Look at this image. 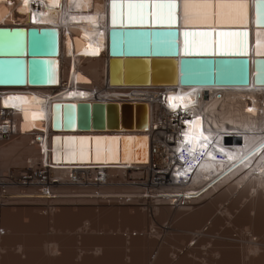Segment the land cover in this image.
<instances>
[{
    "label": "bare ground",
    "instance_id": "1",
    "mask_svg": "<svg viewBox=\"0 0 264 264\" xmlns=\"http://www.w3.org/2000/svg\"><path fill=\"white\" fill-rule=\"evenodd\" d=\"M247 1L251 19L249 27L252 30L258 26L257 19L253 21L254 0ZM111 4L109 0H58L55 5L51 0H28L25 7L23 0H0V27L54 28L49 34L58 40V55L55 56L56 61L52 64L53 67L58 64L57 87H29L27 84L17 87L0 86V130L6 128L5 116H12L14 120V133L8 138L0 135V147L10 142H18L16 146L5 151L7 154H1L2 159L12 157L13 162H22L21 153L15 152L18 149L16 147L19 145L30 147L33 153L23 156L21 167H24L28 159L35 157L50 160L52 135L89 136V138L76 137L75 149L72 152V156H76V161L83 157L89 158V162H77L76 165L59 164L55 167L101 164L99 167L112 178L102 186L65 179L64 184L51 188L45 195L38 190L43 186L24 188L14 182L21 167H12V164V168L2 170L0 166V205L44 207L46 212L44 208L43 211L40 208H25V210L41 213L46 222H58L66 212L77 210L74 206L98 205L99 208L91 207L89 210L93 217L101 219L110 210L122 213L125 209L121 206L135 207L141 202L149 209L151 206L158 209L157 212L148 210L150 215L146 213L145 216L147 226L144 225L145 227H142L138 233L145 238H154L155 241L156 239L161 241L163 236L178 234L182 229L179 231L177 225L185 222V226L187 222L207 223L211 226L208 233L201 228L204 226L199 227L200 231L183 228L185 230L182 231L193 234V239L199 240V237L204 239L207 234L216 232L214 240L220 242L228 241L229 236L225 238L224 235L233 232L239 222H255L253 225H256V222L264 223V148L260 149L264 144H261L264 141V86H254L252 83L254 75L252 51L248 58L250 78L248 85L229 84L241 78L239 62H216L215 66L206 61L194 62L180 58H120L111 59L109 62L108 29L113 26ZM121 23L129 26L141 25L129 24L127 15L121 17L118 8L117 25ZM242 24L235 22L218 25ZM143 25L167 26L155 23L151 17ZM259 26H264V16ZM203 92L208 94L204 99L199 97ZM248 100L251 102L249 103ZM58 101L119 105L143 103L146 105L147 120L141 121L139 130L133 128V131L54 132L51 129V104ZM186 118L191 121L183 122ZM179 125L181 129L186 130L189 141L186 144H179L180 153L175 155L174 150L177 146L170 141L175 138ZM93 136L104 138L92 139ZM141 136L148 138L149 159L144 163H136L134 161L142 153L145 143V139ZM36 137L39 141L37 144H35ZM25 139L27 144L24 142ZM231 139H240L242 146L229 147L227 140ZM19 142L24 143L21 146ZM31 149H23L22 153ZM254 152L256 154L250 158ZM163 153L167 159L175 155L178 158L176 163L182 168L188 160L191 161V169L194 170L189 181L193 185L190 184L185 189L173 190L172 186L166 184L165 170L169 166V161L164 158ZM187 155L190 156L188 159L185 158ZM220 156L221 159L218 158ZM121 158L125 160L121 161ZM58 159L59 155L55 154V160ZM181 167L176 169L183 171ZM141 170L145 173H140ZM129 171L131 173H128ZM191 171H188V174ZM63 172L66 174L67 171L64 170L58 175L63 177ZM2 173L6 174L2 175ZM229 196L230 199L227 201ZM52 203L68 207L56 210L51 208ZM145 208L135 210L144 214L147 211ZM260 223H257L261 225L259 227L261 231L259 228V231L257 230L259 235L260 232L263 234L260 239L257 238L259 235L253 234L255 229L251 230L252 232L246 230L248 233L243 232L244 237L241 236L249 240L246 245L250 246V250L248 249L249 253H245L246 262L249 264H264V226ZM157 225L160 226L159 229L156 228ZM195 225L198 229V225ZM250 225L252 229V224ZM241 228L243 229V226ZM156 230H161L163 235L160 236L161 232L158 233ZM230 239L229 241H232ZM187 244L182 253L175 254L183 261L181 264L197 262V258L186 254L190 249ZM227 244V250L224 249L226 247H220L222 249L212 251L214 248L206 246L210 249L207 251L211 257L209 261H213V264H235L233 250H230L231 244L230 242ZM242 244L241 246L245 245ZM236 247L231 249L235 250ZM49 249L50 261L61 256L56 247L50 245ZM243 250H240V253H243ZM101 252V249H95L93 260L96 256L102 255ZM196 252L199 254L200 251ZM161 255H156L153 263L163 264ZM215 256L216 260L213 259ZM128 257L124 264H131V259ZM84 258V253L83 255L79 253L77 256L78 260ZM178 260L176 262H179ZM200 264H208V261L201 260Z\"/></svg>",
    "mask_w": 264,
    "mask_h": 264
},
{
    "label": "water",
    "instance_id": "2",
    "mask_svg": "<svg viewBox=\"0 0 264 264\" xmlns=\"http://www.w3.org/2000/svg\"><path fill=\"white\" fill-rule=\"evenodd\" d=\"M128 0H117V4L127 3ZM112 0H109V4ZM183 0H177V24L172 27L165 25H117L108 29V55L111 59H149V58H180L194 62L206 61L215 66L216 62H239L241 78L239 81L229 83L248 85L249 78V55H254L252 65L254 75L252 83L255 86H264V37L258 43L257 33H264V26H255L250 30L251 19L249 18L250 7L248 5V18L242 25H218L216 23L206 25L185 26ZM248 3V1H247ZM257 0L252 5L253 21L257 19L255 11ZM261 18L264 16V5H261ZM110 20V19H109ZM54 28H24L19 26L0 27V86L17 87H57L58 64L55 56L58 55V40L49 33ZM184 32H209L212 35L206 38L195 37L197 42L207 40L209 50H215L216 55H184L185 37ZM246 32V38L222 37L219 33ZM193 38L189 37L191 41ZM223 39L240 40L246 39L247 55L227 56L219 55V43ZM252 42V46H251ZM50 47V48H49ZM50 49V50H49ZM260 49L261 54L258 53ZM198 51V48H192ZM52 61V62H51ZM56 81V82H55ZM127 83V82H126ZM147 120L146 105L143 103H102V102H70L58 101L51 104V129L54 132H89L90 130H139L141 121ZM76 137L74 134H56L51 136L52 154L50 161L55 165L76 164L77 162H89L83 157L76 161L72 156L75 149ZM142 153L135 159L136 163H144L149 159L150 144L146 136ZM104 138L103 136H93ZM53 150L55 152H53ZM55 154L59 159L55 160ZM108 160V159H107ZM118 160V157H117ZM125 159L121 158V161Z\"/></svg>",
    "mask_w": 264,
    "mask_h": 264
},
{
    "label": "crops",
    "instance_id": "3",
    "mask_svg": "<svg viewBox=\"0 0 264 264\" xmlns=\"http://www.w3.org/2000/svg\"><path fill=\"white\" fill-rule=\"evenodd\" d=\"M16 223L17 222H0V225L3 226L2 229L6 231L5 234L2 235V250L3 252L9 251V257L13 258V260H17L15 264H24V260L27 261L26 264H76V257L79 253H84L85 258L92 261L93 252L97 248L101 249V253L103 254L96 256V258H94L95 261L93 260V264H98V260L103 259L105 257L104 255L113 253L117 249H121L124 253L122 255L123 258H125L124 263H126V257L129 256L128 259H132L131 264H156L153 263L155 262L153 259L156 255L162 254L163 264H170L172 262L171 257L178 252H183L185 244L189 242L188 239L193 238V234L189 233V235L187 231H182L185 229H182L181 232H178V234L166 240L167 242H174V245L171 242L166 243V241H164L163 243V241H157V239L155 241L154 238L150 239L146 237V240L144 236L138 234L142 227L147 226L146 222H116L112 226H107L104 222H83L84 231L76 236L74 240L66 236L70 229L68 222L63 225H61L60 222H37L36 232H40L41 234L39 239H36L34 236L35 233L30 232L33 229V227H31L32 223L26 222L24 225L27 228V233L21 238H15L19 232ZM61 230L64 232L62 231L63 233H61ZM178 230L180 231V229ZM5 242L12 243V245L6 247L4 245ZM31 243L36 246L35 251L33 247L29 246ZM157 244L161 246H157ZM50 245L56 247L61 254L56 260L50 261L49 259ZM143 253L145 257L142 259V262L139 263L137 261L138 256L143 255ZM35 259L36 261H33L35 263L30 261Z\"/></svg>",
    "mask_w": 264,
    "mask_h": 264
},
{
    "label": "rangeland",
    "instance_id": "4",
    "mask_svg": "<svg viewBox=\"0 0 264 264\" xmlns=\"http://www.w3.org/2000/svg\"><path fill=\"white\" fill-rule=\"evenodd\" d=\"M63 21H65V20H63ZM67 80H69V79H67ZM66 80V81H67ZM68 83V82H67ZM84 86V85H83ZM15 141V140H14ZM13 142V141H12ZM24 142H26V139H25V141ZM23 142V143H24ZM18 143V142H17ZM16 141L15 142H13V143H8V144H6V145H2L1 147H0V162H1V169L2 170H8L9 168H12V167H15V166H19V167H21L22 166V164H23V156L24 157H26L27 155L26 154H28V153H33V150L30 148V147H26V146H24L23 145V143H20L19 142V144H21V146L23 145V147H20V145H19V147H16V149L18 148V149H20V150H15V152L18 154L19 152L21 153V156H22V162L20 161H16V162H13V158L12 157H9V158H4V160L2 159L3 157H1V154H7V152H5V151H7V150H9L12 146H16ZM26 144H27V142H26ZM22 148V149H21ZM27 148H29V149H31L30 151L29 150H27L24 154L22 153L24 150L23 149H27ZM29 151V152H28ZM5 152V153H4ZM26 155V156H25ZM29 155V154H28ZM5 157V156H4ZM7 160V161H6ZM8 161H9V163H8ZM10 162H12V163H10ZM16 163H18V164H16ZM13 164V165H12ZM21 164V165H20ZM11 165H12V167H11ZM3 166V167H2ZM18 169V168H17ZM140 173H145V171H139ZM128 173H131V171H129ZM133 173V172H132ZM4 174H6V173H2V175H4ZM68 189H70L71 190V188H65V190H68ZM73 189H77V188H73ZM85 189V188H84ZM10 190H12V189H10ZM254 190V189H253ZM252 190V191H253ZM7 191V190H6ZM5 191V192H6ZM13 191V190H12ZM7 192H9V191H7ZM235 192H237V190H235ZM234 193V192H233ZM233 195V194H232ZM230 199V196H229V198L227 199V201ZM101 200V199H100ZM101 201H103V200H101ZM226 201V202H227ZM138 204V206H132V205H125V206H121L122 208L124 207V209L125 210H123L124 212H122V213H118V212H115V210H110L109 212H106L105 214H104V216L101 218V219H98V218H95V217H93L92 216V214H91V211L89 210L91 207H96V208H99V206L98 205H96V206H91V205H82V206H74L77 210H75V211H71V212H66L64 215H63V217L58 221V222H60L61 223V225H63V224H65L66 222H68V224H69V226H70V229H69V232L66 234V236H68V238L69 239H75L76 238V236H78L79 234H81L83 231H84V227H83V222H104L107 226H112V225H114L116 222H145V216H146V213L148 214V215H150L149 214V211H154V212H157L158 211V209H157V207H153V206H151L150 207V209L148 208V207H146V206H143L142 205V203L141 202H138L137 203ZM141 204V205H140ZM52 205H53V207L51 206V208H56V210L57 209H59V208H63V207H68V206H64V205H54V203H52ZM117 205V204H116ZM55 206V207H54ZM219 206V205H218ZM129 207V208H128ZM147 208V211L143 214L142 212H138V211H136V210H140V209H142V208ZM16 208V209H15ZM18 208V209H17ZM25 208H40L41 209V211H43V208L42 207H40V206H34V205H27V206H17V205H6V206H3L2 207V205H0V222H17L16 224H17V227L19 228V232H18V234H17V236H15V238H21L23 235H25V233H27V228L25 227V223L26 222H31L32 223V225H31V227H33V229L30 231V232H32V233H35V237H36V239H39L40 237H41V234H40V232L39 233H37L36 232V224H37V222H46V220H45V218H43V216H42V214L41 213H39V212H33V211H27V210H25ZM145 208V209H146ZM114 209V208H113ZM133 209V210H132ZM136 209V210H135ZM149 210V211H148ZM40 211V212H41ZM44 211H45V208H44ZM132 211V212H131ZM46 212V211H45ZM134 212H136L135 214H134ZM138 212V213H137ZM139 214V215H138ZM141 214H143L142 216H141ZM143 218H144V220H143ZM164 223V222H163ZM162 223V224H163ZM186 223V222H185ZM185 223H183V224H175V227H176V225L179 227V229H183V228H185L186 227V229L188 228V229H191V230H193V229H196V230H198V231H200L201 230V228L202 229H204V231L206 230L207 231V229H208V231L206 232L205 231V233H208L210 230V227L211 226H209V224H203V223H200V224H198L197 222L195 223V222H187L188 224L185 226ZM237 223V222H236ZM246 222H239L238 224H236L237 226H236V228L233 230V232L231 231L230 233H231V235H230V233L228 234H225L224 235V237L226 238V237H228L227 239H228V241L227 240H224V241H221L220 242V240H217V239H215L214 240V237L216 236V232H214V234H213V232H211L210 233V235L209 234H207L205 237H203L204 239H200L201 237H199V240L198 239H193V238H191V239H188V241H189V243L187 244V247H189L190 249H189V251H187L188 253H186L188 256H194L195 258H197V262H199L198 264H200V261L201 260H205V261H208V264L209 263H212L213 261H209V260H211L210 258L211 257H209V252H207V251H209L210 249L209 248H206V246H211V248L213 249L212 251H214L215 249H222V248H224V247H226V248H224V249H226L227 250V248H228V244L227 243H229L230 242V244H231V246H230V250L232 251V254H233V259H236V260H234V263L235 264H246L247 262V260L245 259V256H246V254L247 253H249V247L250 246H248L247 247V245L246 244H248V239H246V238H244L243 239V237H244V234H242L243 232H245V233H248L247 231H253L254 229V232H253V234L254 235H259V230H260V228L259 227H261V225H259V224H257V223H260V222H256V225H253V223L255 224V222H248L249 223V226L247 225L248 223H246ZM262 223V222H261ZM260 223V224H261ZM160 224H161V222H160ZM191 224V225H190ZM194 224V226H192ZM195 224H197L198 225V229L197 228H195V227H197ZM250 224H252V229H251V225ZM189 225H190V227H189ZM257 225H259V226H257ZM184 226V227H183ZM200 226H204V227H201V228H199ZM243 226V229L245 228V230H243L241 227ZM253 226H255V228H253ZM262 226H264V223H262ZM207 227H209V228H207ZM248 227V228H247ZM3 228V226L2 225H0V264H15L16 263V261L17 260H13V258H10L9 257V251H4L3 252V250H2V247H3V245L1 244L2 242V240H3V234H5V229H2ZM61 228H63V227H61ZM156 228L157 229H159L160 228V226L159 225H157L156 226ZM193 228V229H192ZM247 228V229H246ZM250 228V229H249ZM258 228H259V230H258ZM50 229V228H49ZM66 229V228H65ZM247 230V231H246ZM258 230V231H257ZM63 230H61V233H63L62 232ZM242 231V232H241ZM251 231V232H252ZM261 231V230H260ZM153 232H154V230H153ZM156 232H158V233H160L161 232V230L159 231V230H156ZM264 232V231H263ZM261 234L259 235V236H257V238H259L260 239V236H262L263 234H262V232H260ZM2 234V235H1ZM161 234H162V232L159 234L160 236H161ZM238 234V235H237ZM163 235V234H162ZM167 235V234H166ZM175 235V234H174ZM228 235V236H227ZM208 236V237H207ZM212 237V239H210L211 237ZM241 236H243V237H241ZM234 237V238H233ZM171 238V236H163V239L161 240V241H163V243H164V241H166V240H168V239H170ZM231 238V239H230ZM205 239H206V241H205ZM229 239L230 240H232V241H229ZM236 239V240H235ZM197 240V241H196ZM204 240V241H203ZM208 240H209V242H208ZM211 240V241H210ZM214 240V241H213ZM262 241V240H261ZM171 242V241H170ZM169 241L167 242L166 241V243H170ZM213 244H212V243ZM232 242V243H231ZM237 242V243H236ZM242 242H244L245 243V245H243L242 244ZM173 245H174V242H171ZM199 243V244H198ZM202 243H204L203 244V246H202ZM216 243H217V245H216ZM235 243V244H234ZM196 244H198V245H196ZM208 244V245H207ZM225 244V245H224ZM241 244L243 245V246H241ZM4 245L6 246V247H9V246H11L12 245V243H7V242H5L4 243ZM172 245V246H173ZM215 245H216V247L217 246H219V247H215ZM29 246L30 247H33V249H34V251H35V248H36V246L34 245V244H32L31 243V245L29 244ZM199 246H200V248H199ZM214 246V247H213ZM234 246H237L236 248H235V250L233 249L234 248ZM241 246V247H240ZM77 247H78V245H77ZM195 247H197V248H195ZM220 247H222V248H220ZM231 247H233L232 249H231ZM239 247V248H238ZM244 247V248H243ZM49 248H50V246H49ZM203 251H202V250ZM237 249V250H236ZM242 251V249H244L243 250V253L241 252L240 253V250ZM247 249V250H246ZM249 249V250H248ZM200 251V252H202V253H200L199 252V254H198V252H196V251ZM235 251V252H234ZM246 251V252H245ZM205 252V253H204ZM146 253V252H145ZM180 253H182V252H180ZM240 253V254H239ZM246 253V254H245ZM124 253L122 252V250L121 249H117L115 252H113V253H110V254H106V255H104L105 257L103 258V259H101V260H98V264L99 263H102V264H124V259L125 258H123V255ZM202 255V256H198V255ZM206 254V255H205ZM244 254V255H243ZM81 255H83V253H81ZM145 254L143 253V255H139L138 256V259H137V261L139 262V263H141L142 262V259L145 257L144 256ZM196 255V256H195ZM78 256V255H77ZM200 257H201V259H200ZM205 257H208V258H205ZM245 259V261H244V259ZM77 258V257H76ZM163 258V257H162ZM172 263L173 264H181V263H183V261H181V259L179 260V262H177L176 263V261L179 259V255H177V257L175 256V255H173L172 257ZM205 258V259H204ZM242 258V259H241ZM208 259V260H207ZM214 260H216L217 259V257L215 256L214 258H213ZM237 259H239V260H237ZM77 260V264H93V260L91 261H89L88 259H86V258H84L83 260L82 259H80V260H78V259H76ZM183 260V259H182ZM30 261H32V263H35V262H33V261H36V259L35 260H30ZM95 261V260H94ZM131 261H132V259H131ZM163 261V260H162ZM240 262V261H242V262H240V263H238V262ZM260 261V260H259ZM258 261V262H259ZM261 261L263 262V260H262V258H261ZM24 264H26V262L27 261H25L24 260ZM197 262L195 261V262H190L189 264H197ZM237 262V263H236ZM262 262H260V263H262ZM213 264V263H212ZM247 264H249V263H247Z\"/></svg>",
    "mask_w": 264,
    "mask_h": 264
},
{
    "label": "snow or ice",
    "instance_id": "5",
    "mask_svg": "<svg viewBox=\"0 0 264 264\" xmlns=\"http://www.w3.org/2000/svg\"><path fill=\"white\" fill-rule=\"evenodd\" d=\"M25 7L28 0H23ZM53 5L58 3V0H51ZM264 0H257V25L259 26ZM120 9V16L127 15L129 24L139 23L141 25L148 22L151 17L152 21L158 24H166L169 27L175 25L177 20V0H128V2L117 4V0H112V25H117V9ZM126 9V12H125ZM184 24L196 23H245L248 18V3L247 0H183L182 3ZM23 10V9H22ZM123 26V23H121ZM212 35L209 32L195 33L184 32L185 50L184 55H216L215 50H209L208 44L214 43L207 40L197 42L195 37L199 36L206 38ZM222 37H242L246 38V32L240 33H219ZM189 37L193 39L190 41ZM264 37V33H257L258 43ZM198 48V51H193L192 48ZM219 55L227 56H243L247 55L246 39L230 40L223 39L219 43ZM258 55L261 54L258 49ZM83 143V141H81ZM99 156V150L97 152Z\"/></svg>",
    "mask_w": 264,
    "mask_h": 264
},
{
    "label": "built area",
    "instance_id": "6",
    "mask_svg": "<svg viewBox=\"0 0 264 264\" xmlns=\"http://www.w3.org/2000/svg\"><path fill=\"white\" fill-rule=\"evenodd\" d=\"M255 86V85H254ZM208 94L201 93L200 98H205ZM249 101V100H248ZM250 103V102H249ZM261 114V113H259ZM7 119L4 120V126L5 129L2 128L0 130V135L4 136V138H8L11 133H14V120L12 116H5ZM254 117H257V115H254ZM191 121V119H185L183 122ZM181 124V123H180ZM1 126V127H4ZM179 129L175 132V138L172 139L170 142L175 143V145H179L180 142L187 137L186 136V130L181 129V125H179ZM205 128L207 126L205 125ZM229 147H235V142L233 139L227 140ZM39 141H37V137L35 140V144H37ZM226 142V141H223ZM227 143V142H226ZM176 150H174L175 152ZM180 152L175 153V155L179 154ZM165 155V153H163ZM42 156V154H40ZM169 157L167 159L166 155L164 158H166L169 161V166L165 170V174L167 176V185L172 186L171 189L173 190H180L185 189L188 185L192 184V182L189 181V174L188 171H184L181 165H178L176 163L177 157ZM218 158H222L221 156ZM76 165V164H74ZM101 164H81L80 166H72L68 168H61V167H55V164L51 163V161L47 158L42 159V157L39 158H33L27 160V165L24 167H21L17 173L16 184L18 183L20 186L24 188H28L30 186L39 187L38 190L45 195L48 194L51 188L55 186H59L65 183V179H68L73 182H81L87 185H96V186H102L106 185L109 181H111V177L102 170V168L99 167ZM181 167L183 171L176 168ZM66 170V174H63V177H60L58 174L62 173V171ZM184 173V174H183ZM179 182H183L184 186L181 187H175V185ZM195 186V184H194Z\"/></svg>",
    "mask_w": 264,
    "mask_h": 264
},
{
    "label": "clouds",
    "instance_id": "7",
    "mask_svg": "<svg viewBox=\"0 0 264 264\" xmlns=\"http://www.w3.org/2000/svg\"><path fill=\"white\" fill-rule=\"evenodd\" d=\"M188 141H189V138L188 137H185L181 142H180V144H186V143H188ZM188 148H189V144H187L186 145ZM179 148H180V146L179 145H177V147H176V151L178 152V150H179ZM190 156H186L185 158L186 159H188ZM191 161H187V164H185L184 166H183V170L184 171H189L190 170V168H191Z\"/></svg>",
    "mask_w": 264,
    "mask_h": 264
}]
</instances>
